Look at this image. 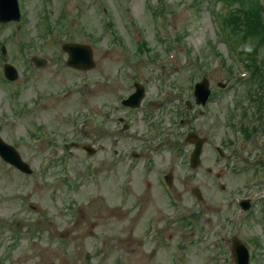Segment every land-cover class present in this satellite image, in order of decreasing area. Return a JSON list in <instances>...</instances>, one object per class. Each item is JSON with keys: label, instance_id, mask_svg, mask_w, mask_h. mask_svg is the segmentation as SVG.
I'll list each match as a JSON object with an SVG mask.
<instances>
[{"label": "rangeland", "instance_id": "obj_1", "mask_svg": "<svg viewBox=\"0 0 264 264\" xmlns=\"http://www.w3.org/2000/svg\"><path fill=\"white\" fill-rule=\"evenodd\" d=\"M21 6L24 19L0 26V50L5 46V54L0 52V136L33 174L0 159V222L19 232L16 241L11 231L0 234V264H232L222 239L231 243L235 235L245 243L257 237L260 247L248 246L255 264H264V195L254 197L251 172L234 173L238 161L219 159L214 149L226 140L237 142L227 123L237 99L252 103L247 83L237 82V74L230 77L225 68L205 64L213 50L227 65L234 64L230 44L214 26V13H225L221 3L52 0L55 16L67 17L54 34L57 43L48 40L49 34L38 39L46 0H21ZM156 9L165 11L160 15L164 27L156 23ZM119 36L124 44L117 42ZM66 42L90 44L97 67L88 72L68 68ZM140 44L152 54L145 57L144 51L138 58ZM153 53L159 61L151 60ZM32 56L48 65L35 68ZM5 63L17 69V81L5 80ZM203 77L215 96L204 115L196 112L193 122L181 125L179 113L181 120L192 115L184 106L192 102L191 85ZM135 81L145 83L144 107L132 114L115 110L114 102L131 94ZM219 83L228 88L220 89ZM150 104L155 108L148 117ZM124 124L129 126L123 132ZM190 127L208 140L196 170L189 166L193 146L185 141ZM259 140L247 145L249 158L263 148L264 139ZM70 142L79 147L65 151ZM87 144L94 155L82 149ZM132 151L138 155L130 160ZM170 171L171 191L159 182ZM220 173L224 176L218 180ZM194 188L201 190L206 206L192 195ZM245 197L254 199L253 213H242L239 221L237 199ZM179 213L199 215L195 232L194 226L180 227L182 218H172ZM155 226L160 227L157 235ZM167 234L173 235L169 246L156 240ZM182 243L188 245L185 251Z\"/></svg>", "mask_w": 264, "mask_h": 264}, {"label": "water", "instance_id": "obj_2", "mask_svg": "<svg viewBox=\"0 0 264 264\" xmlns=\"http://www.w3.org/2000/svg\"><path fill=\"white\" fill-rule=\"evenodd\" d=\"M0 19L2 21H9L11 19H19L18 15V8L16 1L14 0H0ZM65 50L69 52L70 59L68 61V65L80 68V69H90L94 66L92 62V53L89 48L80 46V45H66ZM37 65H44V61H37ZM5 74L10 80H15L17 78L16 71L10 67L5 66ZM139 93L133 97L132 105L137 106L139 104V101L143 95L141 89H139ZM202 90L207 91V83L202 84ZM191 139H195L194 137H191ZM198 143L197 148L195 149L194 155L192 157V165L195 166L198 163V157L201 152V144L200 141H197ZM0 155L9 163L15 165L20 170L30 173L29 167L24 164L19 155L16 153V151L7 145H5L0 140ZM196 194L200 197L199 193L196 192ZM236 247L239 253V256L242 259L243 264H247L248 255L246 249L240 245L239 243H236Z\"/></svg>", "mask_w": 264, "mask_h": 264}, {"label": "trees", "instance_id": "obj_3", "mask_svg": "<svg viewBox=\"0 0 264 264\" xmlns=\"http://www.w3.org/2000/svg\"><path fill=\"white\" fill-rule=\"evenodd\" d=\"M238 2L241 9L232 14L229 21L234 23L231 28L233 34H237L238 30H245L246 34L243 38L257 39V43L264 44V19L261 11L262 7L258 0H233Z\"/></svg>", "mask_w": 264, "mask_h": 264}]
</instances>
